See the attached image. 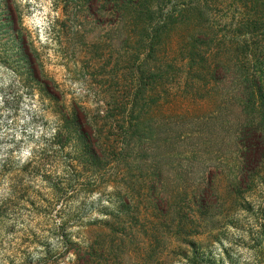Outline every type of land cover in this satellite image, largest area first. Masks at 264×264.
I'll return each instance as SVG.
<instances>
[{
    "label": "rangeland",
    "instance_id": "rangeland-1",
    "mask_svg": "<svg viewBox=\"0 0 264 264\" xmlns=\"http://www.w3.org/2000/svg\"><path fill=\"white\" fill-rule=\"evenodd\" d=\"M147 2L0 0V264H264V0Z\"/></svg>",
    "mask_w": 264,
    "mask_h": 264
},
{
    "label": "trees",
    "instance_id": "trees-1",
    "mask_svg": "<svg viewBox=\"0 0 264 264\" xmlns=\"http://www.w3.org/2000/svg\"><path fill=\"white\" fill-rule=\"evenodd\" d=\"M145 2H147V0H143V3H140V5H138L139 6L138 9H136L137 14H140V15L146 14L147 15V9L145 6H147V4L148 5H150V4H149V2H147V3H145ZM143 4H146V5L143 6Z\"/></svg>",
    "mask_w": 264,
    "mask_h": 264
}]
</instances>
